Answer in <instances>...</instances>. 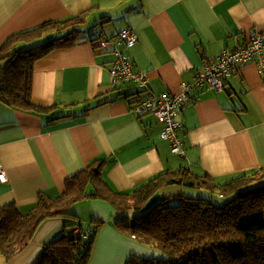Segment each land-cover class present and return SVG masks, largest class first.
I'll return each mask as SVG.
<instances>
[{"label": "crops", "instance_id": "0c3cea01", "mask_svg": "<svg viewBox=\"0 0 264 264\" xmlns=\"http://www.w3.org/2000/svg\"><path fill=\"white\" fill-rule=\"evenodd\" d=\"M69 18L81 21L63 31L62 36L76 32L74 42L34 65L32 103L48 111L28 113L0 103V164L6 176L0 207L15 203L26 214L39 193L58 197L66 179L97 159L105 161L103 181L119 194H130L168 170L184 169L222 185L264 169V71L255 64L224 80L222 91L205 86L192 91L177 115L185 154L180 157L160 137L163 126L154 116L132 113L145 92L113 83L111 51L92 43L99 34L112 37L129 29L137 43L127 54L134 70L147 74V90L175 94L193 82L204 62L264 31V0H0V47L14 34ZM262 185L264 178L243 189ZM187 188L171 184L153 196L200 199L184 196L191 195ZM103 201L71 207L81 221L104 222L95 232L88 264L161 258L114 225L143 215L142 209L117 211ZM62 227L59 218L44 222L21 251L0 256V264H31Z\"/></svg>", "mask_w": 264, "mask_h": 264}, {"label": "trees", "instance_id": "16d2710c", "mask_svg": "<svg viewBox=\"0 0 264 264\" xmlns=\"http://www.w3.org/2000/svg\"><path fill=\"white\" fill-rule=\"evenodd\" d=\"M80 22L78 18H69L45 23L12 35L1 45L0 103L28 113L44 114L48 111V108L32 103L34 65L55 49L71 45L74 42L71 37L76 32L15 54H8L7 51L17 44L40 41L51 31L63 32ZM104 164L103 160H94L66 179L63 193L54 199L39 193L26 214L19 212L15 203L1 206L0 256H14L33 240L44 222L59 218L63 224L60 234L44 245L31 264H72V254L67 260L70 246L79 252L74 264H88L95 232L104 222L92 221L94 229L86 232L79 218L69 211L74 203L99 199L108 201L117 211L130 208L141 210L160 188L178 184L206 187L218 190L221 195L234 196L222 206H214L201 199L164 198L139 217L116 221L114 225L119 231L134 236L161 253V258L133 256L126 264H264V185L243 189L251 182L264 178V169L241 173L218 186L206 176H195L184 169L168 170L130 194H119L103 181ZM89 187L91 192H88Z\"/></svg>", "mask_w": 264, "mask_h": 264}, {"label": "built area", "instance_id": "2783aa9c", "mask_svg": "<svg viewBox=\"0 0 264 264\" xmlns=\"http://www.w3.org/2000/svg\"><path fill=\"white\" fill-rule=\"evenodd\" d=\"M95 45L109 49L113 55L110 76L113 83H129L145 92V97L132 108L136 116L149 114L163 126L160 137L170 143V151L175 156L185 157L184 142L180 136L181 122L178 113L190 101L194 89L205 86L221 91L223 80L237 75L247 64H255L258 72L264 71V31L252 32L246 45L236 49L222 50L216 59L203 63L194 74L193 82L182 85L178 93L156 95L147 90V74L134 70L127 49L137 43V36L129 29L121 30L115 36L97 35ZM6 181L0 164V182Z\"/></svg>", "mask_w": 264, "mask_h": 264}, {"label": "rangeland", "instance_id": "374dc122", "mask_svg": "<svg viewBox=\"0 0 264 264\" xmlns=\"http://www.w3.org/2000/svg\"><path fill=\"white\" fill-rule=\"evenodd\" d=\"M64 34H65V32H60V31H57V30L51 31V32L47 33L43 37V39H41L40 41H37V42H34V43L17 44L12 50H9L7 52H8V54H15V53L20 52L22 50H26V49H28V48L36 45V44L44 43L46 41H49V40H51V39H53L55 37L62 36ZM100 49H102V48H100ZM172 171H174V170H172ZM200 177H202V176H200ZM191 188H193V187L187 188L189 191H191V195L190 196L184 195V196L189 197V198H194V199L200 198L201 200L209 199V200H211L212 203L210 201L209 202L211 204H213L214 206H222L223 204L228 202L234 196V195H221L218 190H211V189H208L206 187H199V189H197V188L191 189ZM91 190L92 189L89 188V191H91ZM202 198H205V199H202ZM88 200H91V199H88ZM83 201H85V200H83ZM99 201H102V200H99ZM160 201H161V199H159L157 196H153V197L151 196L148 199L147 203L142 207V210L145 213L146 211H148V209H150L152 206L158 204ZM79 202H81V201H79ZM79 202H76V203H79ZM103 202H107V201H103ZM76 203H74V204H76ZM71 207L69 209L70 212H71ZM72 212H73V214L75 213L74 210ZM129 220H132V218H129ZM79 221H80V223L82 225L83 230H85L87 232L92 221L91 220L81 221L80 219H79ZM87 240H88V238H87ZM70 249H72V250H70ZM70 254L73 255V257L71 258V261H72V264H74L75 260L78 259V257H79V252L76 251L72 246H70L68 248V251H67V260L70 258Z\"/></svg>", "mask_w": 264, "mask_h": 264}, {"label": "clouds", "instance_id": "9594fccd", "mask_svg": "<svg viewBox=\"0 0 264 264\" xmlns=\"http://www.w3.org/2000/svg\"><path fill=\"white\" fill-rule=\"evenodd\" d=\"M114 36H115V35H114ZM95 39H96V38H95ZM95 39H94V43H95V41H96ZM94 43H93V44H94ZM95 46H96V45H95ZM96 47H97V46H96ZM97 48H98V47H97ZM76 231H77V230H76Z\"/></svg>", "mask_w": 264, "mask_h": 264}, {"label": "bare ground", "instance_id": "6f19581e", "mask_svg": "<svg viewBox=\"0 0 264 264\" xmlns=\"http://www.w3.org/2000/svg\"><path fill=\"white\" fill-rule=\"evenodd\" d=\"M126 84H128V83H126Z\"/></svg>", "mask_w": 264, "mask_h": 264}]
</instances>
